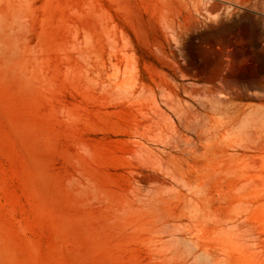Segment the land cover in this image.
I'll return each mask as SVG.
<instances>
[{"label": "rangeland", "instance_id": "1", "mask_svg": "<svg viewBox=\"0 0 264 264\" xmlns=\"http://www.w3.org/2000/svg\"><path fill=\"white\" fill-rule=\"evenodd\" d=\"M0 264H264V0H0Z\"/></svg>", "mask_w": 264, "mask_h": 264}]
</instances>
